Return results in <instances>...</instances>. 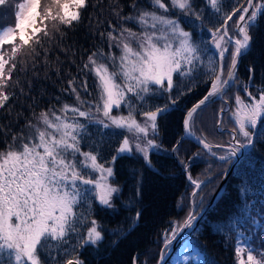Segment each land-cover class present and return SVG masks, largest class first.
Listing matches in <instances>:
<instances>
[{
	"label": "snow or ice",
	"instance_id": "snow-or-ice-1",
	"mask_svg": "<svg viewBox=\"0 0 264 264\" xmlns=\"http://www.w3.org/2000/svg\"><path fill=\"white\" fill-rule=\"evenodd\" d=\"M89 6L90 0L44 4L41 0H0V10L10 8L14 17L13 24L0 25V109L5 114L17 92L32 99V82L19 79L20 69L38 81L39 66L52 67L46 45L57 38L62 42L64 30L81 24ZM130 7L133 14L122 15L117 0L111 10L116 23L108 21V30L99 32L108 51L98 48L89 54L78 68L83 74L79 80L69 78L63 91L74 96L73 103L33 111L34 119L15 133L13 125L0 124V137L5 138L0 148V264H84L81 251L99 247L105 239L94 202L114 209L113 197L121 191L114 182L116 160L142 158L153 169L152 154L164 151L158 142L159 119L202 84L208 85L207 92L185 111L184 135L171 149L193 190L188 204L178 205L187 208L182 221L171 222L162 233L157 264H164L165 250L203 218L202 186L211 182L192 177L190 163L179 159L181 141H194L204 153L226 164L255 147L254 130L264 126V88L253 94L252 84L238 87L237 66L252 47L257 25L264 21V0H204L203 8L197 0H149V7L133 0ZM204 9L209 10L207 16ZM181 19L207 38H194ZM130 22L139 30L129 27ZM52 70L59 74L58 67ZM248 71L251 80L253 69ZM241 88L244 97L239 94ZM157 99L165 103L157 104ZM216 101L221 107L215 113V130L224 134L225 114L234 122L226 143H212L206 134L196 132L198 114ZM117 138L118 147L106 159L103 150ZM82 144L89 150H83ZM200 158L196 153L191 159ZM137 184L129 207L141 195ZM238 191L241 210L228 220L227 230H216L227 241L234 239L236 264H264V205L257 210L250 185ZM140 216L136 211L134 220Z\"/></svg>",
	"mask_w": 264,
	"mask_h": 264
},
{
	"label": "trees",
	"instance_id": "trees-1",
	"mask_svg": "<svg viewBox=\"0 0 264 264\" xmlns=\"http://www.w3.org/2000/svg\"><path fill=\"white\" fill-rule=\"evenodd\" d=\"M15 2L16 0L12 1V3ZM41 2L44 4L45 0ZM132 2L133 0H118L120 8L123 9L122 15L133 14L134 10L130 7ZM136 2L141 7L149 5V0H136ZM116 3L117 0H90L88 10L82 13L83 22L72 29L64 30L62 42L57 38L51 46L46 45L49 63L52 67L44 68L37 61L40 65L38 81L34 80L32 75H25L24 70L20 69L19 79L32 82L33 87L30 93L32 99H26L17 92V97L10 99L6 105L8 113L5 114L4 110L0 109V124L13 125L12 131L15 133L24 129L28 120L34 119L33 111L39 113L43 109L59 108L61 103L74 102V99L69 97L70 94L63 89L68 87L70 77L75 76L79 80L83 75L78 72V68L82 66L89 54L98 48H105L106 42L102 40L99 32L108 30V21L116 23L115 17L111 14L112 7ZM204 11L207 16L209 10L204 9ZM11 18L14 21V17ZM181 21L186 30L193 31L194 38L199 39L201 36L207 38L206 33L195 31V26L189 27L184 19ZM30 63L26 61V64ZM57 67L60 69L59 74L52 70ZM250 67L253 69L251 81L264 87V21L257 25L253 33L252 47L242 58L237 69L239 83L249 78L248 69ZM13 79H17L16 73H13ZM88 82L91 91L93 80L90 75ZM207 89L208 85H200L190 94L181 97L174 109L159 119L158 142L165 150L152 154L154 170L146 167L142 158L127 157L116 160L114 182L121 191L113 200L114 209H104L98 201L94 202L95 218L105 229V239L99 247L87 246L81 251L84 264H141L146 252L157 245L161 232L181 216L182 209L178 205L183 204L182 200L189 192L190 184L183 167L178 163L171 149L178 140H181L182 119L185 111L200 100L206 94ZM27 91L25 88V92ZM155 103L162 105L165 100L157 99ZM220 107V101H216L207 105L203 113L209 112L213 115L214 121L215 113ZM120 111L126 113V109L122 108ZM224 125L229 126L226 120ZM89 127L90 131H95L92 126ZM256 132L255 147L249 150L235 167V171L229 178L227 190L219 199V203L209 210V213L199 222V226L191 233L194 244L201 249L204 255L203 260L199 262L201 264H236L234 239L231 242L227 241L224 233L217 232L216 229L224 227L227 230L228 220L241 210L242 203L238 190L242 186L252 187L253 199L257 201V210L264 205V199H261L264 195V126H259ZM217 134L220 138L214 140L215 143H226L230 139L228 132ZM4 139L0 137V148L4 147ZM118 143L117 138L105 147L102 154L106 159L111 158ZM82 148L85 151L89 150L87 144H82ZM177 151L180 160L190 163L189 171L192 177L201 170L196 167V164L203 163V161L207 163L209 159L217 161L189 140L181 141ZM196 153H200L201 158L191 159ZM218 163L224 164L219 160ZM137 181L140 182L141 195L129 207V201L138 186ZM136 211L141 213L139 221L134 220ZM115 230L119 231L118 236L114 235ZM168 264H173V260Z\"/></svg>",
	"mask_w": 264,
	"mask_h": 264
},
{
	"label": "rangeland",
	"instance_id": "rangeland-1",
	"mask_svg": "<svg viewBox=\"0 0 264 264\" xmlns=\"http://www.w3.org/2000/svg\"><path fill=\"white\" fill-rule=\"evenodd\" d=\"M12 1L13 0H10L11 3H12ZM46 2H48V0H45L44 3H46ZM197 3L198 4L200 3L201 7L203 8L204 0H197ZM144 7H149V5L144 6ZM11 17H13V16H12V10L10 8L0 10V25H11V24H13L14 21L12 20ZM181 23L184 26L182 21H181ZM128 26L132 27L134 30H139V26L134 25L131 22L128 24ZM103 50L108 51L107 43H106L105 48ZM113 51H117V54H118V50L113 49ZM230 51H231V49H230ZM225 64H227V59L225 60ZM226 74H227V68L225 69V75ZM243 84L254 85V88L250 89L251 91H253V94H255L257 90L264 88L263 86L259 85L258 83L257 84L253 83L252 81H250L249 78H246L245 82H241V83L238 82L237 86L239 87L240 85H243ZM236 90L237 89H235V88L232 89L231 93L229 94V97H231L233 95V92H235ZM239 94L242 97H244L245 93H244L242 88L239 90ZM69 97L75 99L74 96H72V95H69ZM114 114H116L115 109H114ZM215 120H216V118H215ZM215 120L213 121V115H211L207 111H205L204 113L202 112V113L198 114V126H197V128L199 129V131L201 133L206 134L208 139H211L213 141L214 140L216 141L217 139L220 138V136L217 134L218 132L215 130ZM225 120L229 124V127L232 128L234 126V122L229 118L228 115H226ZM182 136H183V131H182ZM251 149L252 148H249V150H251ZM249 150L247 152H249ZM228 164L229 163L219 164L218 160L215 162V161H212L210 159L207 163H205V161H203V163L196 164V167L200 168L201 170L193 178L197 179L199 181H209V180L211 181L210 183L207 184L206 187L202 186L203 187V193H202L203 194V206L208 202V200L210 199L212 194L215 192V189L221 180L222 174L226 170V166L228 167ZM192 190H193V188L190 185V189H188L189 192L185 195V197L182 200L184 206H186L188 204L189 196H190V193ZM118 195H119V193L114 195L113 200ZM199 195L200 194L198 193L197 200H199ZM181 209H182V214L175 221H182V219L186 215L187 208L181 207ZM170 227H171V225L169 227H167L164 231L161 232V234L159 235L160 240L158 241L157 245L153 246V248L151 250L146 252V255L143 257L144 261L141 264H157L159 254L161 252L162 245H163L162 233H164ZM192 232L188 233V235L184 238V240L178 245V248L172 253L171 256L174 255L173 256L174 257L173 264H201L199 262L201 260H203L204 255H203V252L201 251V249H199L194 244L193 237H192L193 235L191 234ZM171 247H172V245L167 250H165L164 255L167 253V251ZM185 257H187V259H185ZM168 263H169V261L166 264H168Z\"/></svg>",
	"mask_w": 264,
	"mask_h": 264
},
{
	"label": "water",
	"instance_id": "water-1",
	"mask_svg": "<svg viewBox=\"0 0 264 264\" xmlns=\"http://www.w3.org/2000/svg\"><path fill=\"white\" fill-rule=\"evenodd\" d=\"M250 51V50H249ZM248 51V52H249ZM247 53V52H246ZM245 53V54H246ZM245 54L241 57L240 59V62L242 61V58L245 56ZM240 62L237 66V68L239 67L240 65ZM238 71V70H237ZM199 101V100H198ZM197 101V102H198ZM195 102V103H197ZM193 103V105L195 104ZM249 150L246 149L245 153ZM242 158V157H241ZM240 158V159H241ZM239 159V160H240ZM239 160L234 162V163H230L227 167V170L226 172L224 173V175L222 176V180L220 181L216 191L214 192V194L212 195V197L208 200V203L201 209V213L203 214V218L207 215V213H209V210L214 208L218 203H219V199L222 197V195L225 193V191L227 190V185L229 183V178L230 176L233 174V172L235 171V167L237 166V164L239 163ZM206 210V211H205ZM199 215V214H198ZM202 218V219H203ZM202 219H198L197 220V223L195 225V228L194 230L199 226V222L202 220ZM194 230H191V229H186L183 233H181L179 235V237L173 242L172 244V247L167 251V253L165 254V260H164V264H166L170 258H171V255L172 253L178 248V245L184 240V238L188 235V233L194 231Z\"/></svg>",
	"mask_w": 264,
	"mask_h": 264
},
{
	"label": "bare ground",
	"instance_id": "bare-ground-1",
	"mask_svg": "<svg viewBox=\"0 0 264 264\" xmlns=\"http://www.w3.org/2000/svg\"><path fill=\"white\" fill-rule=\"evenodd\" d=\"M238 69V68H237ZM238 72V71H237ZM238 82L239 81H237V84H238ZM229 95V94H228ZM226 115L227 114H225L224 115V117H223V121H225V119H226ZM223 126H224V128H225V132H228V130H230L231 129V127H229L228 125H224V123H223ZM254 131H256V130H254ZM196 132H197V135H200L201 134V132L199 131V129L198 128H196ZM183 135H184V133H183ZM210 142H212V143H215L214 141H212V140H210V139H208ZM191 143L193 142L194 144H196L194 141H192V140H189ZM217 143V142H216ZM197 145V144H196Z\"/></svg>",
	"mask_w": 264,
	"mask_h": 264
}]
</instances>
